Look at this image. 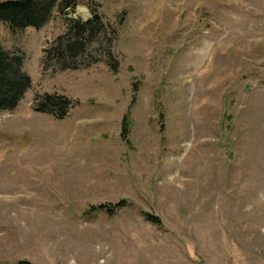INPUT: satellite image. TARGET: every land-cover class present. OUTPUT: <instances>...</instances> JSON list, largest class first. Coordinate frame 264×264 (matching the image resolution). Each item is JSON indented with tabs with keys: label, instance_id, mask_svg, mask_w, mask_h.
<instances>
[{
	"label": "rangeland",
	"instance_id": "374dc122",
	"mask_svg": "<svg viewBox=\"0 0 264 264\" xmlns=\"http://www.w3.org/2000/svg\"><path fill=\"white\" fill-rule=\"evenodd\" d=\"M75 1L40 29L0 23L31 80L0 112V264H264V0H92L117 74H43L64 19L90 17ZM45 94L64 119L33 110Z\"/></svg>",
	"mask_w": 264,
	"mask_h": 264
},
{
	"label": "trees",
	"instance_id": "16d2710c",
	"mask_svg": "<svg viewBox=\"0 0 264 264\" xmlns=\"http://www.w3.org/2000/svg\"><path fill=\"white\" fill-rule=\"evenodd\" d=\"M85 5L90 17L87 20L79 17L65 18L63 33L43 49V74L86 70L99 63H104L112 75L117 74L119 62L113 53L117 31L104 22L95 2L86 0ZM75 8V0H4L0 1V23L5 25L11 35L16 36L28 28H42L50 21L55 10L65 16L74 12ZM30 88L31 80L24 69V56L0 44V112L15 110ZM72 105L64 96L36 95L33 110L62 120ZM123 132H126L125 122ZM124 134L122 138L126 139ZM125 206V201H120L115 205L92 206L88 212L112 216ZM142 217L154 225L160 223L154 216L143 213Z\"/></svg>",
	"mask_w": 264,
	"mask_h": 264
}]
</instances>
